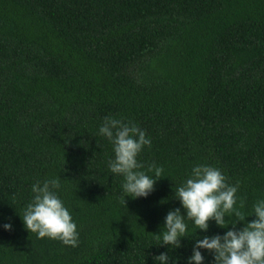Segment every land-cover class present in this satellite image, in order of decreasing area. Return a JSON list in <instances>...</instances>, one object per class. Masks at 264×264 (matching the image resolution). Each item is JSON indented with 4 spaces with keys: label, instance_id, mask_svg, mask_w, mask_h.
Masks as SVG:
<instances>
[{
    "label": "trees",
    "instance_id": "trees-1",
    "mask_svg": "<svg viewBox=\"0 0 264 264\" xmlns=\"http://www.w3.org/2000/svg\"><path fill=\"white\" fill-rule=\"evenodd\" d=\"M107 115L151 138L137 158L162 172L146 198L122 202ZM196 163L238 181L244 211L264 197V0H0V264H187L193 239L227 230L190 224L173 250L154 236ZM57 175L76 247L20 218L32 183Z\"/></svg>",
    "mask_w": 264,
    "mask_h": 264
},
{
    "label": "clouds",
    "instance_id": "clouds-1",
    "mask_svg": "<svg viewBox=\"0 0 264 264\" xmlns=\"http://www.w3.org/2000/svg\"><path fill=\"white\" fill-rule=\"evenodd\" d=\"M98 134L112 146L113 156L107 167L112 174L122 177L123 204L126 197L146 198L162 172L156 165L143 171L137 158L145 146L151 145L150 136L137 123L112 115L103 118ZM61 182L60 175L33 182L31 199L23 208V215L19 216L24 228L37 238L58 240L66 246L76 247L77 224L61 198ZM238 191L239 182L230 183L219 167L207 163L192 165L174 192L181 207L166 213L159 234L154 236L161 241L160 245L178 249L190 224L207 233L209 221H214L218 227L227 230L223 234H205L193 239L187 264H205L201 250L212 255V264H264V197L255 200L251 211L246 212L245 201L238 196ZM249 216L255 219L246 221ZM237 221L243 222V227H237ZM0 227L5 231L12 230L10 222ZM153 258L158 264H179V258L169 256L168 252H160Z\"/></svg>",
    "mask_w": 264,
    "mask_h": 264
}]
</instances>
